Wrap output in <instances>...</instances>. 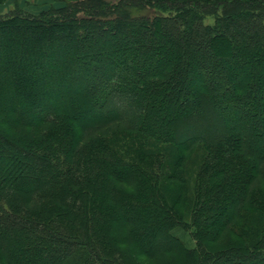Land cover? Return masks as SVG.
<instances>
[{"label":"trees","instance_id":"obj_1","mask_svg":"<svg viewBox=\"0 0 264 264\" xmlns=\"http://www.w3.org/2000/svg\"><path fill=\"white\" fill-rule=\"evenodd\" d=\"M57 1L0 14V264H264V0Z\"/></svg>","mask_w":264,"mask_h":264},{"label":"rangeland","instance_id":"obj_2","mask_svg":"<svg viewBox=\"0 0 264 264\" xmlns=\"http://www.w3.org/2000/svg\"><path fill=\"white\" fill-rule=\"evenodd\" d=\"M112 1H116V0H112ZM17 4H20L21 7L33 13H40L44 10H47L50 7V5L56 8H60L64 6V3L62 1H57V0L56 1L55 0H5V2L0 3V14H6L10 10L14 9L17 6ZM21 41L23 47L27 46L29 43H32V39L30 37H25V38L23 37ZM9 51L10 52L12 51L14 54H16L14 50V46L10 45ZM4 58H6V56L4 57V55H0V60L1 59L4 60ZM21 64L26 65L27 61H22ZM29 67L32 69L31 71L33 72L35 71L37 72L39 70L34 65L33 66L29 65ZM176 234L179 235L187 243L189 247L195 246V241L193 240L190 233L185 232L183 230H178L176 231ZM145 264H150V262L146 260Z\"/></svg>","mask_w":264,"mask_h":264}]
</instances>
